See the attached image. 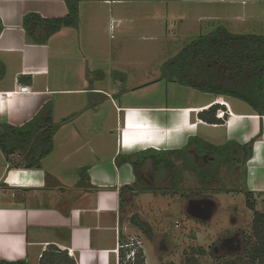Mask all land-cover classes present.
I'll use <instances>...</instances> for the list:
<instances>
[{
  "label": "crops",
  "instance_id": "obj_1",
  "mask_svg": "<svg viewBox=\"0 0 264 264\" xmlns=\"http://www.w3.org/2000/svg\"><path fill=\"white\" fill-rule=\"evenodd\" d=\"M65 1L0 0V66L4 69L0 124L22 126L47 103L52 104L53 122L61 118L52 151L40 160L39 167L26 169L21 154L5 157L0 150V261L42 264V254L56 248L75 264H115L113 250L120 238L117 226H123L134 214L152 232L165 235L168 218L178 207L168 187L173 173L163 165L164 169L153 170L151 159L137 170L131 162L136 154L148 152L147 157L160 155L172 163L169 152L184 149L194 138L214 146H250L241 172L244 189L264 193V114L259 115L246 103L209 94L204 103L184 106L116 105L111 96H116L117 90L108 92L104 76L93 77L87 68L77 80L63 84L58 78L59 66L68 51L63 54L61 50H70L67 45L74 38L57 40L60 30L45 43L36 44L24 31L22 18L27 13L63 17L67 14ZM100 3L109 5L104 0ZM92 16L86 21L85 50H95L101 44L98 33L110 34L124 25V18L99 10ZM262 26L264 35V19ZM73 48L84 50L78 40ZM115 51H119L118 56L123 54V50ZM77 56L87 64L84 55ZM20 86L29 87L30 92L17 93ZM108 102L115 113L113 127L102 106ZM220 102L230 109L222 124L199 119L200 112ZM92 117L96 119L93 126ZM58 137L60 144L56 143ZM16 156L20 161L15 162ZM162 171L164 177L157 188L156 175ZM129 187L133 190H122ZM132 203L136 211L130 213Z\"/></svg>",
  "mask_w": 264,
  "mask_h": 264
},
{
  "label": "rangeland",
  "instance_id": "obj_2",
  "mask_svg": "<svg viewBox=\"0 0 264 264\" xmlns=\"http://www.w3.org/2000/svg\"><path fill=\"white\" fill-rule=\"evenodd\" d=\"M76 1L77 32L69 29L73 27L59 29L57 40H74L67 45L70 50H61L68 53L63 55L58 78L67 84L77 80L85 68L93 77L103 75L109 82L108 92L113 88L118 92L111 96L116 105L122 102L141 107H171L204 103L211 95L167 82L161 77L163 66L193 40L218 27L233 34L263 35L264 0H118L110 5H103L102 0ZM98 10L107 16L124 18V29L98 33L101 44L95 50H85L86 21ZM77 40L84 50L73 48ZM115 50H123V54L118 56L119 51ZM79 54L86 57L87 64L80 62ZM102 106L113 127L115 113L111 104ZM59 119L55 120L58 126ZM95 123L92 117L91 125ZM56 143L60 144V137ZM188 150L185 147L170 154L173 183L168 187L178 207L168 218L165 235L152 232L153 242H145L146 264H249V252L255 245L253 214H264V193H250L254 211L250 210L241 173L246 158L237 155L222 160L213 153L199 155L195 149ZM18 160L20 157L16 156L15 162ZM161 166L157 171L164 169ZM146 171L150 172L149 166ZM202 172L207 175L204 181ZM156 176L158 188L163 171ZM129 208L130 213L135 212V203Z\"/></svg>",
  "mask_w": 264,
  "mask_h": 264
},
{
  "label": "trees",
  "instance_id": "obj_3",
  "mask_svg": "<svg viewBox=\"0 0 264 264\" xmlns=\"http://www.w3.org/2000/svg\"><path fill=\"white\" fill-rule=\"evenodd\" d=\"M67 14L60 18H43L37 13H27L22 18V27L32 42L45 43L61 27H74L78 14V2L66 0ZM1 32V28H0ZM1 65V64H0ZM4 69L0 66V79ZM167 82L192 88L216 97H230L246 103L259 115L264 114V35L233 34L223 27H218L206 36L198 37L185 46L176 56L163 66L161 76ZM220 106V105H219ZM218 105H212L198 114L199 119L208 124H222L224 121L215 118ZM226 119V118H225ZM58 125L52 120V105L45 104L27 123L19 127L0 124V150L9 157L18 152L26 169L37 168L40 160L53 148V136ZM200 143V145L198 144ZM194 146L197 154L213 153L218 159L231 160L237 155L248 158L251 147H239L234 144L214 146L199 139L189 140L188 146ZM236 151H233V147ZM148 152L136 154L131 162L137 170L146 159H151V168L156 170L160 165L173 168L171 161L160 155L147 157ZM176 153L169 152V154ZM130 161V160H129ZM206 172V171H204ZM204 172L201 173L204 174ZM202 181L207 175L201 176ZM133 190V187L123 188ZM247 207L253 210L250 193H246ZM129 222L140 229L148 238L152 231L147 223L137 215H131ZM252 234L255 245L249 252V264H264V214L254 212ZM42 264H75L66 253L50 248L40 259ZM0 264H27L23 261L4 262ZM233 264V263H229Z\"/></svg>",
  "mask_w": 264,
  "mask_h": 264
},
{
  "label": "built area",
  "instance_id": "obj_4",
  "mask_svg": "<svg viewBox=\"0 0 264 264\" xmlns=\"http://www.w3.org/2000/svg\"><path fill=\"white\" fill-rule=\"evenodd\" d=\"M118 0H104L105 4H112ZM189 1V0H183ZM211 2H225L226 0H209ZM242 4L245 1L241 2ZM17 93L27 94L29 93V87H18ZM220 108L215 112V118L221 121H225V118L230 114L229 106L224 103H219ZM117 233H119V241L115 247L114 254L116 256L115 264H146L145 254L143 246L146 241H150L153 237H148L138 228H135L128 221L123 226H117Z\"/></svg>",
  "mask_w": 264,
  "mask_h": 264
}]
</instances>
